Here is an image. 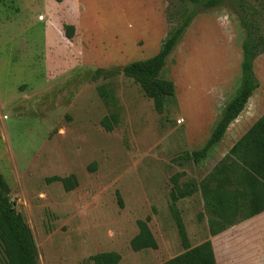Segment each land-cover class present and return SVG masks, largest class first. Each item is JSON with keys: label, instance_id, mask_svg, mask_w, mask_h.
<instances>
[{"label": "rangeland", "instance_id": "1", "mask_svg": "<svg viewBox=\"0 0 264 264\" xmlns=\"http://www.w3.org/2000/svg\"><path fill=\"white\" fill-rule=\"evenodd\" d=\"M246 2L264 11V0ZM166 7V0H0V175L39 264H91L106 251L121 255L118 264H163L186 251L174 209L190 247L213 240L217 264H264V213L256 239L252 219L227 238L211 236L201 192H179L198 185L264 114L262 53L254 63L260 86L245 110L207 159L186 158L205 145L240 86L244 33L234 9L205 10L189 26L163 70L176 95L161 111L133 78H94L97 68L158 53L170 30ZM65 24L75 26L73 38ZM100 86L119 106L109 132ZM70 175L71 191L47 181ZM147 219L158 247L134 251L137 221Z\"/></svg>", "mask_w": 264, "mask_h": 264}, {"label": "trees", "instance_id": "2", "mask_svg": "<svg viewBox=\"0 0 264 264\" xmlns=\"http://www.w3.org/2000/svg\"><path fill=\"white\" fill-rule=\"evenodd\" d=\"M61 2L62 0H56ZM166 16L170 30L161 49L150 58L127 63L121 68L107 70L97 68L94 78L102 74L118 75L135 79L146 94L153 98L161 111L172 103L176 86L163 76V70L174 48L178 45L192 22L203 11L222 5L231 6L236 12L244 36L241 43L242 61L240 86L236 95L221 111L218 120L205 145L186 153V158L199 164L210 156L225 137L229 126L247 107L250 98L259 88L254 63L264 53V11L255 8L246 0H166ZM68 38L75 35V26L65 24ZM99 95L111 112L101 120L106 131H112L119 124V106L113 90L106 86L98 88ZM48 182H62L65 190L71 191L77 185L75 176H52ZM201 192L208 230L216 236L239 223L264 212V114L234 143L229 153L198 185L190 182L179 192L180 196ZM9 196V187L0 175V244L4 264H39L38 250L34 236L23 215L16 209ZM181 237L186 251L163 264H217L214 247L206 240L194 247L188 238L178 212L174 209ZM205 214H200L202 220ZM147 220H138V233L131 240L134 251L157 249V241ZM122 257L118 252H99L89 258L91 264H118Z\"/></svg>", "mask_w": 264, "mask_h": 264}, {"label": "crops", "instance_id": "3", "mask_svg": "<svg viewBox=\"0 0 264 264\" xmlns=\"http://www.w3.org/2000/svg\"><path fill=\"white\" fill-rule=\"evenodd\" d=\"M264 213V212H263ZM263 213H261V214H259V215H262ZM259 215H256L255 217H253V218H250V219H252V222H253V230H252V235L255 237V239H256V217L257 216H259ZM240 225H242V223H239L238 225H235V226H233V227H231V228H229L228 230H226V231H224L223 233H221V235H220V237H225V238H227L228 236H230V235H232L233 233H234V231H238L237 229L240 227ZM212 241V245H213V247H214V251H215V255H216V249H215V245H214V242H213V240H211Z\"/></svg>", "mask_w": 264, "mask_h": 264}, {"label": "water", "instance_id": "4", "mask_svg": "<svg viewBox=\"0 0 264 264\" xmlns=\"http://www.w3.org/2000/svg\"><path fill=\"white\" fill-rule=\"evenodd\" d=\"M165 42V39L163 40V43Z\"/></svg>", "mask_w": 264, "mask_h": 264}]
</instances>
